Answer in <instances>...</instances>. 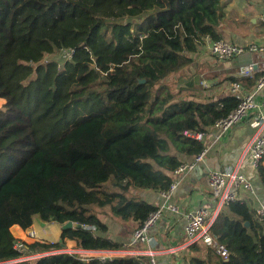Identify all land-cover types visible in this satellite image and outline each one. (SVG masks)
I'll list each match as a JSON object with an SVG mask.
<instances>
[{
  "label": "trees",
  "instance_id": "1",
  "mask_svg": "<svg viewBox=\"0 0 264 264\" xmlns=\"http://www.w3.org/2000/svg\"><path fill=\"white\" fill-rule=\"evenodd\" d=\"M224 19L220 0H0V264H140L142 256L86 261L56 248L64 239L118 248L97 232L106 231L100 213L130 221L132 233L155 205L130 190H167L174 168L205 147L183 131L207 132L234 108L232 95L167 83L206 39H224ZM263 74L216 83L250 89ZM256 174L264 201V158ZM34 216L59 224L60 239L23 240L25 253L39 254L22 259L11 226L26 229ZM69 220L73 228H62ZM210 231L229 256L195 241L184 264H264V223L244 198Z\"/></svg>",
  "mask_w": 264,
  "mask_h": 264
},
{
  "label": "crops",
  "instance_id": "2",
  "mask_svg": "<svg viewBox=\"0 0 264 264\" xmlns=\"http://www.w3.org/2000/svg\"><path fill=\"white\" fill-rule=\"evenodd\" d=\"M220 4L225 14V19L219 25V30L222 32L225 40L242 45L247 43H264V0H220ZM207 44L208 39H206L205 45L199 48V51L200 49H205L209 53L206 47ZM199 51L195 55L202 53ZM209 58L212 60L208 55L203 59L204 61L207 60L205 61V66L211 65L208 62ZM234 60L235 63L227 60L223 61L218 67L209 68L208 71H210L213 75L212 77L215 79L205 86H211L207 89L208 93L211 95H230L227 82H220V84L216 82L222 81V79L230 75L236 77L237 67L242 63L256 61L257 64L254 72H264V57L257 59L254 53L246 52L234 57ZM253 88L254 86L250 89H245L249 91ZM262 98H264V86L254 95L256 102H259ZM253 132L254 127L250 125V121H244L234 125L227 133L219 138L213 132L212 127H210L207 132H204L203 142L207 148V152L203 161L181 177L179 186L169 198V201L178 207V213H172L166 210L162 218L149 229V241L144 243H130L131 232L126 231L122 226V231L117 229L113 232L110 229L106 231L98 230L97 232L102 237L120 246L115 249H102L95 252L108 253L117 257L125 255L142 256L141 260H145L147 254L152 252L157 255L158 261L161 264H184L182 256L183 254L189 253L187 251L189 243L186 241L184 234L185 219L182 216L183 211L202 205H208L211 210L213 209L214 205L209 204L206 199V196L210 193L207 173L211 168H222L226 165L237 166L239 164L247 177L257 179L256 172L244 163L245 158H243ZM245 157L247 156L245 155ZM140 196L155 206L163 201L159 197L158 191L154 190L148 195L140 194ZM238 197L244 198L251 208H253L255 201L251 195L246 192H240ZM258 197L260 198L259 195ZM100 219L105 223L101 216ZM41 223L45 225L47 223L53 224L54 222L41 221ZM57 226L59 227L60 225L57 224ZM11 232L16 238H20L17 234L22 233L23 229L18 224H14L11 226ZM59 239L57 238L53 242H57ZM45 241L51 242L52 240L45 238ZM63 241L65 242L61 243V245L68 242L74 244L71 240L64 239Z\"/></svg>",
  "mask_w": 264,
  "mask_h": 264
},
{
  "label": "built area",
  "instance_id": "3",
  "mask_svg": "<svg viewBox=\"0 0 264 264\" xmlns=\"http://www.w3.org/2000/svg\"><path fill=\"white\" fill-rule=\"evenodd\" d=\"M207 47L210 54L220 61L230 60L246 52L254 53L257 59L264 57V43H247L242 45L225 39H208ZM72 52V50H68L63 56L68 58L71 56ZM256 64V61H249L238 65L236 77H251L255 71L254 68ZM263 86L264 74L257 79L254 88L249 91L246 90L238 80L230 82L228 90L230 95L235 98V106L224 117L216 120L211 126L213 132H215L216 136L219 138L227 133L234 125L244 121H250V125L254 127V132L243 158H245L244 163L254 172H256L259 163L264 158V98L259 102L254 100L255 93ZM183 134L196 140H203L204 138V132L201 131L185 130ZM206 152L207 148L205 146L193 159L183 160L174 168L172 180L168 189L158 191V195L163 201L157 204L155 209L149 212L142 224L133 230L130 243L136 244L149 241V229L162 218L166 210L172 213H178V207L170 202L169 198L179 186L181 177L185 173L193 170L198 163L203 161ZM245 155L247 157H245ZM207 182L210 193L206 196V199L208 203L213 204L214 207L211 210L208 205H202L184 210L182 215L185 219L184 234L188 243L195 241L201 242L205 247L211 249L216 256L226 259L229 256V250L225 244L219 242L216 236L210 231L211 224L221 209L233 203L238 198L240 192H246L254 198V216L258 221L264 223V201L258 197L262 190L258 180L247 177L239 164L237 166L226 165L222 168H211L207 173ZM83 228L95 230V226L93 225H84ZM25 234L29 238H36V231L32 229L31 226L26 228ZM14 247L21 252L20 258L22 259L35 257L39 254L36 253L31 255L25 253V245L21 238L14 244ZM62 252L71 253L69 251ZM72 254H77L86 261L91 257H96L102 262L110 261L114 258V255L108 253H97L92 250L83 249H78ZM140 264L161 263L158 261L157 255L150 252L147 254V258L142 260Z\"/></svg>",
  "mask_w": 264,
  "mask_h": 264
},
{
  "label": "rangeland",
  "instance_id": "4",
  "mask_svg": "<svg viewBox=\"0 0 264 264\" xmlns=\"http://www.w3.org/2000/svg\"><path fill=\"white\" fill-rule=\"evenodd\" d=\"M199 52L202 53L199 55H195V57L193 58V62L192 64H190V66L184 67L182 70H180L179 72L175 73L174 75L168 78L167 83L171 90L177 91L178 87L185 86L187 88L186 89L187 92L185 94L194 92V94L196 95L200 94L199 96L201 95L203 96L205 93H208L207 89H209L211 86L210 85L209 87H205V86H207L210 82H213L215 79L214 77H212L213 75L208 70L209 68L220 66L223 63V61L218 60L213 55H211L210 52L208 53L205 49H200ZM207 55L210 56L212 59L210 60L209 58L208 61L211 64L210 66H205L206 64L205 61L207 60L205 61L203 60ZM62 57L64 56L62 55ZM4 101H5L4 99L0 101V106L4 103ZM99 149L100 148H98V150ZM151 191H153V189L150 188L149 186L145 188H133L130 190L129 194L135 196H139L140 194L148 195L151 193ZM100 216L105 221V223H107L106 230L110 229L112 230V232L116 229L122 231L121 230L122 227L126 231L127 230L130 231V229L134 227V224L131 223L130 221L121 220L117 216L111 214L108 208H105L104 212L100 213ZM40 222L41 220L37 216L33 217V223L31 228L36 231V238H29L25 234L26 229H23V232L17 234V236H20V238L23 240L33 242L36 240L45 241V238H49L52 240L59 235L60 229L57 226V223H53V224L47 223L44 225L43 223L40 224ZM64 242L65 241L62 242L59 241V245H57L56 250L69 251L71 253H74L76 252V250L80 249L79 247L76 246L75 243L72 244L68 242L64 245H61V243Z\"/></svg>",
  "mask_w": 264,
  "mask_h": 264
},
{
  "label": "water",
  "instance_id": "5",
  "mask_svg": "<svg viewBox=\"0 0 264 264\" xmlns=\"http://www.w3.org/2000/svg\"><path fill=\"white\" fill-rule=\"evenodd\" d=\"M142 81V80H141ZM73 225H74V223L71 221V220H69V221H66L63 225H62V228H73ZM244 225L245 226H248V222L247 221H245L244 222ZM81 225L80 224H77V227H80Z\"/></svg>",
  "mask_w": 264,
  "mask_h": 264
}]
</instances>
